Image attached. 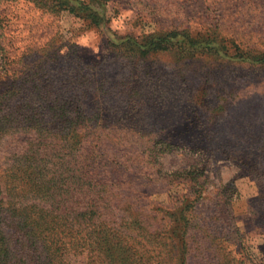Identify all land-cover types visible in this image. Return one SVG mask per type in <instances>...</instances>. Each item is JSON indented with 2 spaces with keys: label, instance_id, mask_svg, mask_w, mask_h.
I'll list each match as a JSON object with an SVG mask.
<instances>
[{
  "label": "rangeland",
  "instance_id": "obj_1",
  "mask_svg": "<svg viewBox=\"0 0 264 264\" xmlns=\"http://www.w3.org/2000/svg\"><path fill=\"white\" fill-rule=\"evenodd\" d=\"M48 1L0 0V264H264V0Z\"/></svg>",
  "mask_w": 264,
  "mask_h": 264
},
{
  "label": "trees",
  "instance_id": "obj_2",
  "mask_svg": "<svg viewBox=\"0 0 264 264\" xmlns=\"http://www.w3.org/2000/svg\"><path fill=\"white\" fill-rule=\"evenodd\" d=\"M57 1H59V0H50V1H48V2H49V3H56ZM67 1H68V0H66V1H64L62 4H60V5H61L60 7H61L63 10H68V9L71 7V6H69V4H68ZM74 1H75V0H74ZM76 2L79 3V4L83 3V2H80V1H78V0H76ZM70 10L72 11L73 8L71 7ZM38 138H40V137H38ZM45 154H47V152H46ZM26 160H28V161H34V158H26ZM60 198H61V195H60ZM80 209H84V206H81ZM2 212H5V209L3 208V206L1 205V202H0V214H1Z\"/></svg>",
  "mask_w": 264,
  "mask_h": 264
}]
</instances>
